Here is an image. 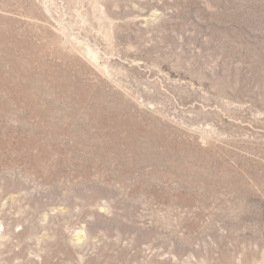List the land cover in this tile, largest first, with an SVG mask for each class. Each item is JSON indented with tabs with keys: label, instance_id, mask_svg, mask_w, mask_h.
Here are the masks:
<instances>
[{
	"label": "rangeland",
	"instance_id": "374dc122",
	"mask_svg": "<svg viewBox=\"0 0 264 264\" xmlns=\"http://www.w3.org/2000/svg\"><path fill=\"white\" fill-rule=\"evenodd\" d=\"M0 264H264V0H0Z\"/></svg>",
	"mask_w": 264,
	"mask_h": 264
}]
</instances>
